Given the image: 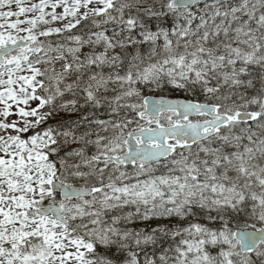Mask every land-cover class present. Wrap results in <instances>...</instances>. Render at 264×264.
Here are the masks:
<instances>
[{"label": "snow or ice", "instance_id": "6c2138e0", "mask_svg": "<svg viewBox=\"0 0 264 264\" xmlns=\"http://www.w3.org/2000/svg\"><path fill=\"white\" fill-rule=\"evenodd\" d=\"M0 264H264V0H0Z\"/></svg>", "mask_w": 264, "mask_h": 264}]
</instances>
